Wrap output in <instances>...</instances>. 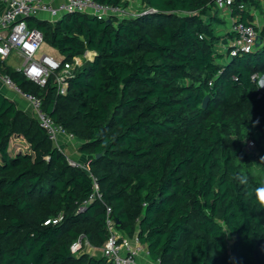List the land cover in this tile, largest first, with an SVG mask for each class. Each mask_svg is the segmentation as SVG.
<instances>
[{"label": "trees", "instance_id": "1", "mask_svg": "<svg viewBox=\"0 0 264 264\" xmlns=\"http://www.w3.org/2000/svg\"><path fill=\"white\" fill-rule=\"evenodd\" d=\"M215 3L142 0L140 16L109 25L78 13L28 20L63 63L95 54L65 95L53 80L42 88L0 63L78 141L90 172L71 166L0 92V264H113L72 252L82 240L104 248L108 209L122 238H137L158 264H264L255 197L264 181L252 171L255 162L264 177V43L234 58L218 54L224 21ZM251 8L261 1L233 0L234 18L250 24ZM14 138L28 149L13 153Z\"/></svg>", "mask_w": 264, "mask_h": 264}, {"label": "built area", "instance_id": "2", "mask_svg": "<svg viewBox=\"0 0 264 264\" xmlns=\"http://www.w3.org/2000/svg\"><path fill=\"white\" fill-rule=\"evenodd\" d=\"M58 1L54 3L48 0H0V7L3 9L0 14V63L6 65L9 59L16 57L21 61V66L16 71L42 88L53 80L58 93L65 95L69 80L73 78L76 68L82 65V59L76 58L73 63H63L60 58L39 55L44 45V36L37 29H31L28 20L56 23L64 16L76 13L90 15L103 21L123 20L135 16L129 14L127 9L101 5L94 0ZM215 6L220 11L221 17L223 14L233 16V0H216ZM152 13L156 11L151 9L145 12V14ZM229 30L234 39L227 50L228 56L234 58L239 54L253 53L257 49L259 33L254 25L245 24L235 18ZM5 71V67L0 69V92H7L5 96L8 99L17 103L26 114L35 118L45 130L49 140L64 152L62 144L67 145L68 141H73L75 138L69 135L63 126L44 114L41 110V100L24 93ZM254 79L259 77L255 76ZM69 163L75 168L90 172L88 162L76 163L69 159ZM95 190L98 191L96 182ZM94 198V196L91 197L90 201ZM88 203L89 201L85 205ZM111 215L112 211L108 209L109 238L102 249L103 257L113 264H139L137 258L143 254L149 256V252L137 238L123 239ZM61 220L62 217L59 221ZM80 242L74 245L72 249L74 254L81 250Z\"/></svg>", "mask_w": 264, "mask_h": 264}, {"label": "crops", "instance_id": "3", "mask_svg": "<svg viewBox=\"0 0 264 264\" xmlns=\"http://www.w3.org/2000/svg\"><path fill=\"white\" fill-rule=\"evenodd\" d=\"M48 1H52L54 3L59 2L58 0H48ZM260 1H261V10H256L255 8H251L249 10V22H250V24L254 25L257 29V27L259 26L258 24L262 23V28L260 30H257L259 34L264 30V0H260ZM131 7H132V5H131ZM132 9L135 10V7H132ZM2 11H3V9L0 7V14L2 13ZM222 19L224 21V25L218 27V29H217V33H218V36L220 37V40L217 43L218 45L216 47V50H217L218 54H220L222 56H226L227 50L229 49L231 42L234 39V36L232 34H230L229 28H230V25H231L233 19H235V18L232 15L230 16L227 14L226 15L223 14ZM87 58H89L88 59L89 61H92L95 58V54L88 52L85 55L84 59H87ZM12 59H13V62L15 61L16 63H17V61H19L16 57H12L11 60ZM11 60L9 62H7L5 66L9 67V68H13L14 70H17L18 68H15V67H13L12 64H10ZM5 93H7V92H5ZM5 93L3 92L4 95H6ZM79 145L80 144L78 143V145L76 147L77 149H79ZM62 147H63V149H65L64 153L66 155H67V152H69V154L71 153L70 154L71 158H73L77 162L84 161L83 163H85L89 160V158L81 155L78 151L76 153H73L74 152L73 149L71 147L67 148L64 143L62 144ZM67 157H68V155H67ZM86 253H88L89 255L94 256V257H102L103 256V250L102 249L98 250V249L92 248L90 246H89ZM137 261L139 264H158L156 262H153L151 260L150 256H147L145 254L140 255L137 258Z\"/></svg>", "mask_w": 264, "mask_h": 264}, {"label": "rangeland", "instance_id": "4", "mask_svg": "<svg viewBox=\"0 0 264 264\" xmlns=\"http://www.w3.org/2000/svg\"><path fill=\"white\" fill-rule=\"evenodd\" d=\"M127 1L129 3V7L127 9V12L129 14H131V15H133L135 17H138V16L141 15L142 12H144V7L142 5V0H127ZM131 5H132V7H135V10L132 9ZM258 25L259 26L257 27V30H260L262 28V23L261 24H258ZM39 55L59 58V55L57 54V52H55V51H53V50L45 47L44 45H43L42 49L40 50ZM88 59L89 58H87V59H84L83 58L81 61L83 62V61L88 60ZM10 60L11 59H9V61ZM14 62H13V59H12L11 60V63H10V64L13 65V67L19 68L21 66V61H17V63L16 62L14 63ZM259 88H260V91L261 92H264V77H262L260 79ZM67 145H66L67 148H70L71 147L73 149V151H74L73 153H76L78 151V149L76 148L77 145H78V141H75V140L68 141L67 142ZM11 149H12V152L13 153H17L18 151H26L28 149V146H27V144L22 139H18V138L15 139L14 138L12 140V142H11ZM246 149H247V151H248L249 154H254L255 151H256V148H255V146H254V144L252 142H249L247 144ZM70 154H69V152H67V155L71 159V161L76 162V163H83L84 162V161H82V162L75 161L73 158H71ZM252 171H253L254 175L259 180L264 181L263 174L260 171L259 166L255 162L253 163ZM80 243L82 245V248H81V250L79 252H83V253L87 252V250L89 248L88 243L85 240H82ZM230 243H231L230 244V248H232L231 247L232 242H230ZM77 244H79V242Z\"/></svg>", "mask_w": 264, "mask_h": 264}, {"label": "clouds", "instance_id": "5", "mask_svg": "<svg viewBox=\"0 0 264 264\" xmlns=\"http://www.w3.org/2000/svg\"><path fill=\"white\" fill-rule=\"evenodd\" d=\"M255 197L261 207H264V187L255 189Z\"/></svg>", "mask_w": 264, "mask_h": 264}, {"label": "water", "instance_id": "6", "mask_svg": "<svg viewBox=\"0 0 264 264\" xmlns=\"http://www.w3.org/2000/svg\"><path fill=\"white\" fill-rule=\"evenodd\" d=\"M110 23H111V21H107V24H108V25H109ZM263 43H264L263 38H262L261 35H259V36L257 37L256 47H257V48H260V47L262 46ZM208 103H209V98H207V99L204 101V108L207 107ZM98 158H99V157H98Z\"/></svg>", "mask_w": 264, "mask_h": 264}]
</instances>
